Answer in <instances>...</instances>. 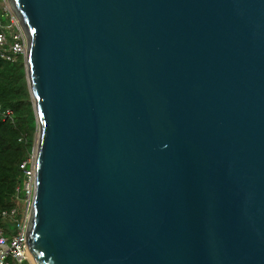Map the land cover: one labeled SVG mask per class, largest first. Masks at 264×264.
Listing matches in <instances>:
<instances>
[{
	"label": "water",
	"instance_id": "water-1",
	"mask_svg": "<svg viewBox=\"0 0 264 264\" xmlns=\"http://www.w3.org/2000/svg\"><path fill=\"white\" fill-rule=\"evenodd\" d=\"M11 4L32 264H264V0Z\"/></svg>",
	"mask_w": 264,
	"mask_h": 264
},
{
	"label": "trees",
	"instance_id": "trees-1",
	"mask_svg": "<svg viewBox=\"0 0 264 264\" xmlns=\"http://www.w3.org/2000/svg\"><path fill=\"white\" fill-rule=\"evenodd\" d=\"M0 211L20 206L15 197L24 184L20 165L33 151L38 130L25 61L0 58ZM11 111L12 119L3 112Z\"/></svg>",
	"mask_w": 264,
	"mask_h": 264
},
{
	"label": "built area",
	"instance_id": "built-area-1",
	"mask_svg": "<svg viewBox=\"0 0 264 264\" xmlns=\"http://www.w3.org/2000/svg\"><path fill=\"white\" fill-rule=\"evenodd\" d=\"M28 47L29 37L11 0H0V58L9 62L25 59ZM12 114L9 110L3 112L7 119H12ZM35 165L36 145L20 165L25 175L24 184L15 194L20 206L0 211V264H32L25 239L36 193Z\"/></svg>",
	"mask_w": 264,
	"mask_h": 264
},
{
	"label": "rangeland",
	"instance_id": "rangeland-1",
	"mask_svg": "<svg viewBox=\"0 0 264 264\" xmlns=\"http://www.w3.org/2000/svg\"><path fill=\"white\" fill-rule=\"evenodd\" d=\"M36 138H37V132H36V134H35V143H34V147H35V145H36ZM33 147V148H34Z\"/></svg>",
	"mask_w": 264,
	"mask_h": 264
},
{
	"label": "crops",
	"instance_id": "crops-1",
	"mask_svg": "<svg viewBox=\"0 0 264 264\" xmlns=\"http://www.w3.org/2000/svg\"><path fill=\"white\" fill-rule=\"evenodd\" d=\"M26 264H28V263H26Z\"/></svg>",
	"mask_w": 264,
	"mask_h": 264
}]
</instances>
